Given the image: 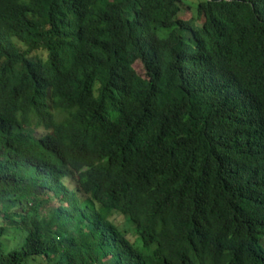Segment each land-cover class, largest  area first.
<instances>
[{
    "label": "trees",
    "instance_id": "trees-1",
    "mask_svg": "<svg viewBox=\"0 0 264 264\" xmlns=\"http://www.w3.org/2000/svg\"><path fill=\"white\" fill-rule=\"evenodd\" d=\"M185 5L0 0V264H264V0Z\"/></svg>",
    "mask_w": 264,
    "mask_h": 264
},
{
    "label": "rangeland",
    "instance_id": "rangeland-1",
    "mask_svg": "<svg viewBox=\"0 0 264 264\" xmlns=\"http://www.w3.org/2000/svg\"><path fill=\"white\" fill-rule=\"evenodd\" d=\"M199 1L200 0H186V3L188 5H190V4L192 5L191 7L193 9L191 8V11H193L194 14L197 11V4L199 3ZM184 8L185 9H184V11L182 13V16H180L181 18H183L185 16L184 15L185 13H189V15L191 13V11L189 12V8L186 5L184 6ZM185 17H187V16H185ZM167 35H168L167 31H164V32L160 33V36L163 37V38H165ZM135 69L138 71V73L140 75H143V67H142V65L140 63H137L135 65ZM40 132H41V130H39V129H35L34 130V133H36L38 135L40 134ZM0 226H4L3 221L2 222L0 221ZM21 235H22V231L21 230L16 229V228H8L6 234L4 235V237L1 240L3 245H4V247H5V250L6 251H11V250L17 249L18 245L20 243ZM17 238H19V240H17ZM22 243H23V241H22Z\"/></svg>",
    "mask_w": 264,
    "mask_h": 264
}]
</instances>
